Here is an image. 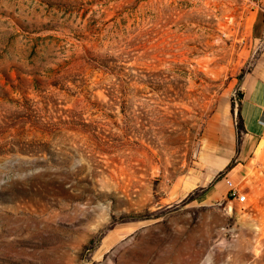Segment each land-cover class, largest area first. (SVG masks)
Here are the masks:
<instances>
[{"label": "rangeland", "instance_id": "obj_1", "mask_svg": "<svg viewBox=\"0 0 264 264\" xmlns=\"http://www.w3.org/2000/svg\"><path fill=\"white\" fill-rule=\"evenodd\" d=\"M251 3L0 0V264H264V140L245 204L215 157Z\"/></svg>", "mask_w": 264, "mask_h": 264}, {"label": "crops", "instance_id": "obj_2", "mask_svg": "<svg viewBox=\"0 0 264 264\" xmlns=\"http://www.w3.org/2000/svg\"><path fill=\"white\" fill-rule=\"evenodd\" d=\"M252 8V23L249 30V35L256 41H261V34L264 28V0H258L251 3ZM242 98L238 99L235 114L232 115L230 111L223 113L224 116H229L235 122L238 121V116L243 126V137L239 151H236V136L234 129V137L229 139L227 152L216 154V158L220 160V167L229 166L232 162L237 163L234 167L227 171V180L232 184L239 180V176L244 168H246L245 161L252 157L258 148L260 142L264 140V56H262L255 67L245 74L241 82ZM239 111V114H237ZM215 123V122H214ZM216 124V123H215ZM216 128H213L209 134L214 142L215 147L218 145L224 147V141L218 134H215ZM234 142V143H233ZM226 155V156H225ZM219 195L218 190L210 189L199 198H205L206 201H212Z\"/></svg>", "mask_w": 264, "mask_h": 264}, {"label": "trees", "instance_id": "obj_3", "mask_svg": "<svg viewBox=\"0 0 264 264\" xmlns=\"http://www.w3.org/2000/svg\"><path fill=\"white\" fill-rule=\"evenodd\" d=\"M238 99L239 98H242V93H238L237 95ZM237 99V100H238ZM235 100L234 99H231V109H230V112L232 115H234V112H235ZM237 114H239V111H237ZM236 126H235V129H236V132H235V136H236V151L238 152L239 151V147H240V144H241V139L243 137V126H242V123L240 121V118L238 116V121H236ZM222 176V173L219 174L218 177H221ZM205 192V189L203 188H200V189H196L194 191H192L188 197L186 198L187 201H193L194 199H196L197 197L201 196V193L203 194Z\"/></svg>", "mask_w": 264, "mask_h": 264}, {"label": "built area", "instance_id": "obj_4", "mask_svg": "<svg viewBox=\"0 0 264 264\" xmlns=\"http://www.w3.org/2000/svg\"><path fill=\"white\" fill-rule=\"evenodd\" d=\"M252 2H257L258 0H251ZM227 182L230 185V189L228 190V196L229 204H231L235 201L238 204H245L248 201V196L245 193L239 192L236 188L233 187V184L227 180Z\"/></svg>", "mask_w": 264, "mask_h": 264}]
</instances>
